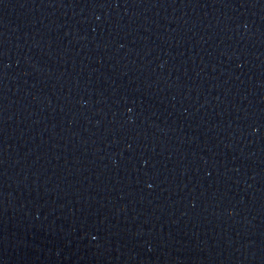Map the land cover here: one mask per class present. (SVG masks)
<instances>
[{
  "label": "water",
  "instance_id": "1",
  "mask_svg": "<svg viewBox=\"0 0 264 264\" xmlns=\"http://www.w3.org/2000/svg\"><path fill=\"white\" fill-rule=\"evenodd\" d=\"M0 264H264V0H0Z\"/></svg>",
  "mask_w": 264,
  "mask_h": 264
}]
</instances>
